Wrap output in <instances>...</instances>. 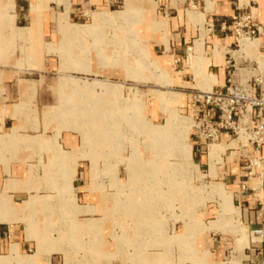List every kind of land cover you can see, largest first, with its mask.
<instances>
[{"label":"rangeland","instance_id":"374dc122","mask_svg":"<svg viewBox=\"0 0 264 264\" xmlns=\"http://www.w3.org/2000/svg\"><path fill=\"white\" fill-rule=\"evenodd\" d=\"M52 1L38 0L31 5V25L25 9V16H20L17 22L23 27H19L12 14L14 0H0V69L12 71L13 79L40 78L44 81L43 89L52 94L41 110L39 129L26 133H43L48 140L56 134L54 141L26 136L34 140L24 147L56 145V159L67 155L59 144L64 149L75 146L91 152L82 153L81 158H91L92 190L101 191L102 200L92 199L88 203L77 200L72 186L75 172L67 166L54 169L57 183L46 182L48 169L39 166L36 170L44 176V181L38 184L39 196L32 193L36 195L29 197L26 193V197L19 199L21 202L30 198L24 203L25 207L30 205L24 212L28 219L7 215L3 213L18 208L11 206L5 197L8 188L17 186L11 179L0 194V199H5L0 201V222L27 221L24 226L29 227L30 237H35L34 222H40L42 239L41 243H34L32 251L23 253L26 258L13 245L9 255L0 256V262L200 264L191 244L195 239L210 233L216 238H230L234 243L237 235L244 232L242 224L235 221V214L239 213L230 202L225 185L205 177L207 171L200 170L193 161L192 121L183 113L180 95L175 93L179 88L142 78L155 74L149 69L159 71L158 78L164 76L162 67L150 58L146 46L149 41L141 35L146 28L142 17L144 0H136L134 9L127 7L125 0H117L110 8H93L82 17L72 15L70 21L69 0H59L65 9L51 5ZM238 48L235 42L233 50ZM88 63L97 74L83 73L90 72ZM182 65L178 63L168 70H180ZM59 79L57 88L61 92L66 90L62 101L57 89L45 87L48 81ZM110 81L123 82L126 88ZM153 90L166 91L154 92L161 105L151 93ZM89 94L91 97L86 96ZM33 100L38 102L37 98ZM45 110H49L51 118L45 117ZM159 131L171 134L153 138L152 134ZM8 137L15 138L14 143L23 141L17 127ZM26 137L24 141H29ZM31 148L19 154L36 164L37 154ZM219 149L221 146L216 145L210 151L216 153ZM166 163L177 164L171 168L151 167ZM30 169L34 171V166ZM97 176L102 177L100 183ZM139 187H146L147 194L137 191ZM139 202L148 203V213L153 214L150 219L147 215L131 214L132 206ZM226 203L231 210L224 206ZM207 207L214 213L207 215ZM186 222L189 232L183 233ZM239 242L244 243L243 238ZM237 251L239 247L227 251L224 264H260L241 258Z\"/></svg>","mask_w":264,"mask_h":264},{"label":"crops","instance_id":"0c3cea01","mask_svg":"<svg viewBox=\"0 0 264 264\" xmlns=\"http://www.w3.org/2000/svg\"><path fill=\"white\" fill-rule=\"evenodd\" d=\"M135 1L125 0L127 7L130 6L132 9L135 8ZM36 2L38 0L33 3H29L27 0H14L15 9L12 14L16 16L15 23L17 26H19L17 24L18 20H21L20 16H25V13H23L25 9L28 11L31 25L30 9L31 5ZM115 2L117 0H69V21L72 15L82 17L92 11L93 8H110ZM144 2L145 7L142 9V17L144 18L143 22L146 23V28L141 32V35L145 41H149V45H145L150 58H155L154 60L151 58V60L162 67L164 76L158 78L159 71L149 69L155 74L147 75L149 77L142 76V78H148L145 81L156 80L164 87L176 85L179 92L175 93L180 95L179 102L183 104V113L189 117L192 114L191 94L195 89L209 91L226 84L228 76L225 62L229 58L230 52L233 51V45L236 42L235 28L242 15H252L253 21L264 28V0H144ZM51 5L55 7L62 6L65 9V5L59 0H53ZM137 34L139 38L140 33L137 32ZM250 42H253L255 48L251 47V50H248L249 55L246 53L242 55L254 59H264V34L259 39ZM181 62L184 65L180 70H177V68H173L174 71L168 70V67H174ZM88 64L90 72L83 73L95 74L97 71L92 69L90 63ZM41 68H44V65ZM64 70L67 69L64 68ZM10 72L12 71L0 69V194L4 193L11 179H14L17 186L13 189L8 188L5 197L11 206L18 208L3 214L20 215L21 218L28 219L24 212L28 210L30 205L25 207L24 203L30 198L21 200V202H19V199L20 197H26V193L30 195L29 197L37 194L38 184L44 181V176L38 174L36 170L39 166L48 169L46 171V182L51 183H57L53 176L54 169L59 170V168L67 166L75 172L72 186L77 200L84 203H88L92 199L102 200V192L92 190V160L89 157L81 158L82 153L88 155L91 152L86 149L80 151L75 146L64 149L58 143L59 137L57 145L59 144L67 155H62L58 159H56L58 149L56 145L40 146L36 149L24 147L32 144L31 142L34 140L26 136H39L46 141H54L56 134L52 137V140H48L43 133L36 135L26 133L27 130L39 129V119L43 117V111L41 110L46 107V102L48 103L52 94L43 89L44 81L42 79H13ZM132 77H135V75ZM59 81L60 79L58 81H48V85H45V87L57 89L59 94L61 93L62 101L66 90L64 89L61 92L57 88ZM137 82L144 81L137 80ZM114 83L124 85L123 82ZM42 84L43 86H41ZM124 87L126 88L125 85ZM155 91L166 92L153 90L151 93L154 94ZM86 96L91 97V94ZM86 96L84 97L86 98ZM96 96L99 97V93ZM35 98L38 99V102H35L36 104L33 100ZM154 98L160 104L155 94ZM152 109L155 110V107L152 106ZM45 112V117L49 119L50 116L47 113L49 110H45ZM149 121L154 124L151 120ZM34 126L38 128L34 129ZM16 127L22 137V142L14 143L15 138H7L8 133H11L13 128ZM169 134H171V131H159V134L153 133L152 135L153 138H157L159 135L166 138ZM24 137L29 141H24ZM229 140V136L225 134L222 136L221 143H228ZM190 143L192 144L193 161L199 166L200 170L203 168L204 171H207L205 177L213 182L215 181L216 184L223 183L225 185L227 192L231 195L228 198L231 203L233 201L234 208L239 213L235 214V221H239L244 228L242 234H239V236L236 234L237 238L234 239V243L230 242V238L224 236L216 238L210 233L195 239L194 243L191 244L195 250L194 255L197 263L224 264L227 251H231L233 247L234 250H237V247H239L240 251L237 252L241 258L244 257L246 260L264 264V180L260 183L259 190H252L253 182L246 177L244 171L245 161L237 150H227L224 155V162L218 163L216 166L212 165L206 144L197 137L193 128H191ZM30 148L35 150L37 154L36 164H32L31 160L19 154V152ZM210 154L212 158L217 156V152L212 153L210 151ZM55 159L57 163H55ZM173 164L166 163L161 167L160 165H150L151 167L171 168ZM30 166H34V171H31ZM178 166L185 167L184 165ZM260 173V170H256L257 176ZM97 178V182L100 183L102 177L97 176ZM169 182H173V180L169 179ZM146 183L148 182L146 181ZM40 199V203H42V196H40ZM0 201L4 202L5 199H0ZM39 205H36L35 209H38ZM134 206L131 209L133 217L136 214ZM209 212L207 207L205 211L207 215L214 213L213 210ZM26 224L28 225L27 221L0 222V256L9 255L13 245H17L20 255L26 258L27 256L23 253L32 251L34 243H41L42 227L40 225L42 224L39 222V225L37 221L34 222L35 230L33 232L35 237H30L29 227L27 229L24 226ZM188 229L186 222L183 233L189 232ZM240 238H243L244 243L239 242Z\"/></svg>","mask_w":264,"mask_h":264},{"label":"built area","instance_id":"2783aa9c","mask_svg":"<svg viewBox=\"0 0 264 264\" xmlns=\"http://www.w3.org/2000/svg\"><path fill=\"white\" fill-rule=\"evenodd\" d=\"M264 34L263 26L244 14L235 28L238 49L225 62L227 82L209 91L194 90L191 94L192 128L208 150L220 144L223 135L235 142L245 161L246 177L252 190L260 189L264 180V68L251 58L235 53L241 40H256ZM256 170L261 173L257 176Z\"/></svg>","mask_w":264,"mask_h":264},{"label":"bare ground","instance_id":"6f19581e","mask_svg":"<svg viewBox=\"0 0 264 264\" xmlns=\"http://www.w3.org/2000/svg\"><path fill=\"white\" fill-rule=\"evenodd\" d=\"M251 47L252 48H255V45L253 44V42L251 43L249 40H241L240 41V48H241V50H239V51H237L236 53H235V55H237L238 53L240 54H247V55H249L250 53H248L249 51L248 50H251ZM246 58H248V57H246ZM250 58V57H249ZM251 59H254V58H251ZM254 60H256L259 64H260V67H262V68H264V59H262V58H256V59H254ZM164 79H166L165 77H164ZM113 88V87H112ZM165 100V99H164ZM126 110V109H125ZM125 110H124V113H125ZM106 145V144H105ZM216 145H218V146H221V149H219V151L217 152V156L215 157V158H212L211 157V154H210V149H211V147L212 146H216ZM231 147H237V144L235 143V142H231V143H220V144H214V145H211L210 146V148H209V155H210V158H211V161H212V165H214V166H216L218 163H223L224 162V155L226 154V152H227V150L229 149V148H231ZM134 170V169H133ZM134 175H135V173H134ZM132 177V176H131ZM130 183H131V181H130ZM136 188V187H135ZM134 189V188H133ZM135 190V189H134ZM133 190V191H134ZM137 191H140V192H142V193H145V194H147L146 193V191H145V189L143 188V187H139V189H137ZM147 191H148V189H147ZM145 196V195H144ZM106 198V197H105ZM148 199H149V197H147ZM228 199V198H227ZM226 199V200H227ZM231 202V201H230ZM227 205V208H230L229 210H231V207H230V205H228V203H226V204H224V206H226ZM148 203L145 205L144 203H138V204H136L134 207H135V209H134V211H135V213H136V215H147L146 216V218H148V219H150V217L152 216V215H150L149 213H148V211H150L149 209H148ZM152 214V213H151ZM138 218V217H137ZM145 218V219H146ZM139 219V218H138ZM145 219H143V220H145ZM147 220V219H146ZM139 221H141V220H139ZM5 263V261H1L0 262V264H4Z\"/></svg>","mask_w":264,"mask_h":264}]
</instances>
